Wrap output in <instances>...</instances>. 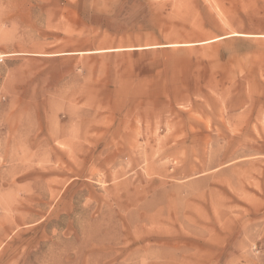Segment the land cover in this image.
<instances>
[{"label": "rangeland", "instance_id": "obj_1", "mask_svg": "<svg viewBox=\"0 0 264 264\" xmlns=\"http://www.w3.org/2000/svg\"><path fill=\"white\" fill-rule=\"evenodd\" d=\"M0 264H264V0H0Z\"/></svg>", "mask_w": 264, "mask_h": 264}]
</instances>
